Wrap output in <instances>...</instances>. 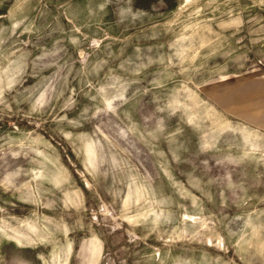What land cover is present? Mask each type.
<instances>
[{"label": "rangeland", "instance_id": "1", "mask_svg": "<svg viewBox=\"0 0 264 264\" xmlns=\"http://www.w3.org/2000/svg\"><path fill=\"white\" fill-rule=\"evenodd\" d=\"M0 264H264V0H0Z\"/></svg>", "mask_w": 264, "mask_h": 264}]
</instances>
